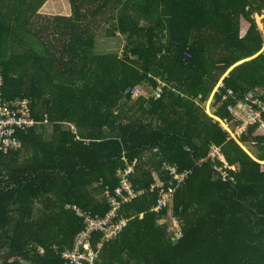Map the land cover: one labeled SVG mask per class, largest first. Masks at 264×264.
I'll return each mask as SVG.
<instances>
[{"label":"trees","instance_id":"1","mask_svg":"<svg viewBox=\"0 0 264 264\" xmlns=\"http://www.w3.org/2000/svg\"><path fill=\"white\" fill-rule=\"evenodd\" d=\"M47 1L0 0V98L28 99L37 121L0 152V264H66L85 225L73 207L106 216L135 159L144 194L119 210L115 238L94 233L95 264H264V135L241 134L252 157L205 111L221 79L217 118L234 103H221L227 90L264 92V0H69L70 16L40 12ZM137 86L149 95L126 94ZM213 145L236 168L225 181ZM164 163L188 174L155 212Z\"/></svg>","mask_w":264,"mask_h":264},{"label":"built area","instance_id":"2","mask_svg":"<svg viewBox=\"0 0 264 264\" xmlns=\"http://www.w3.org/2000/svg\"><path fill=\"white\" fill-rule=\"evenodd\" d=\"M264 13V9L261 10ZM261 53H264V42L262 43ZM187 56L188 54L185 53ZM225 85L221 79L214 89L209 102L210 106L213 103V97L216 93L224 90ZM161 90L157 89L155 96L160 94ZM143 89L139 86L132 90H127L126 94H130L133 98H137L143 94ZM232 99L234 103L226 106L228 116L226 118L213 117L214 121L225 131L232 139L238 140L241 134L246 133L250 126H256L257 129L264 128L262 122L264 116V92H249L243 96L241 100H237L232 90H227V93L222 97L221 103H228ZM30 102L28 99L5 100L0 98V152L7 154L21 147V141L16 136L17 131L26 130L33 127L37 121L31 117ZM216 110L212 109L215 113ZM208 158L214 165V179L225 181L229 175L226 170L235 171V167H230L224 160L222 150L219 146L213 145L209 151ZM217 162L223 164L219 166ZM137 159L132 164L117 171V179L119 186L115 189L114 194H110L107 190L109 201V212L106 216H92L82 212L81 209L73 207L76 213L83 217L84 228L75 238L74 245L71 249L63 253V259L66 264H95L99 259V252L93 249L92 237L94 233L102 234V242L109 241L115 238L122 228L126 225L127 219L119 215L121 207L142 196L144 191H135L131 184V177L135 173ZM163 171L169 178V186L159 178L155 177V184L152 186V191L158 189V197L156 205L153 208L155 212H161L168 209L173 201V194L177 187L183 183L187 176V172H180L175 164L164 163ZM172 222H175L172 218ZM175 226H177L175 224Z\"/></svg>","mask_w":264,"mask_h":264},{"label":"crops","instance_id":"3","mask_svg":"<svg viewBox=\"0 0 264 264\" xmlns=\"http://www.w3.org/2000/svg\"><path fill=\"white\" fill-rule=\"evenodd\" d=\"M57 5H54V9H56V10H58V11H55L56 13H58L59 14V12H61V9H58V6L56 7ZM45 7L47 8V7H52V4H51V2H50V0H48L47 1V3H46V5H45ZM43 9V8H42ZM69 13H67V14H65V16H70L71 15V12H70V6H69ZM42 13H45V12H43V11H41ZM254 15H256L257 17H258V15L257 14H254ZM259 18H260V16H259ZM254 20H255V18H254ZM256 22V21H255ZM257 23V22H256ZM247 26H248V24H247V22H246V20L245 19H241V34L243 35V34H245V32H246V29H247ZM257 27H258V29L261 31V33H262V35H263V37H264V29H263V25H262V28H261V26L259 27V25L257 24ZM157 91V90H156ZM144 96H148L149 94L147 93V92H145L144 91ZM210 99V98H209ZM209 102V100L207 101V103ZM206 103V105H205V111H206V113L213 119V117L215 116V113H213L212 112V109L213 110H215L214 108H213V106L211 105H209V104H207ZM214 120V119H213ZM264 124V123H263ZM40 130L43 132V134L45 135V137H46V139L47 140H50L51 139V134H52V127L50 126V125H44L42 128L40 127ZM264 132V128H259V129H257V127H256V129H255V131H254V135H264V133H260V132ZM49 134V135H48ZM48 137V138H47ZM236 141H238V140H236ZM240 144V146H241V148L243 149V150H245L250 156H252L253 157V155L252 154H250V152L246 149V147L247 146H245V145H243L242 143H239ZM249 148H250V146H249ZM251 150H252V148H251Z\"/></svg>","mask_w":264,"mask_h":264},{"label":"rangeland","instance_id":"4","mask_svg":"<svg viewBox=\"0 0 264 264\" xmlns=\"http://www.w3.org/2000/svg\"><path fill=\"white\" fill-rule=\"evenodd\" d=\"M50 2H51V4H52V7H45V5H46V3L42 6V8H41V10H40V12L41 11H43V12H45L44 14H49V15H64L65 16V14H67V13H69V6H70V3H69V0H50ZM54 5H57L58 6V9H61V12H59V14L58 13H56L55 11H58V10H56V9H54ZM56 6V7H57ZM70 12L72 13V10L70 9ZM254 18H255V21L257 22L256 24H258L259 25V27L261 26V28H262V23H261V20H260V18H259V15H258V17L256 16V15H254ZM242 33V32H241ZM123 45H124V43L122 42L121 43V45L119 46V44L118 45H116V48H113V45H112V47L111 48H107V47H105V48H103L104 47V45L102 44L101 46V48L102 49H99V50H105V51H118L119 50V52H121L122 51V49H123ZM118 49V50H117ZM101 51H98V52H101ZM143 92H144V90H143ZM215 122V121H214ZM260 133H264V132H260ZM49 135V134H48ZM48 138V137H47ZM251 146H250V148H249V146H247L246 147V149L250 152V154H253V149L251 150ZM155 177H156V175H155ZM170 223V226L173 228V229H175V231H178V227L177 226H175V222H172V221H170L169 222Z\"/></svg>","mask_w":264,"mask_h":264}]
</instances>
